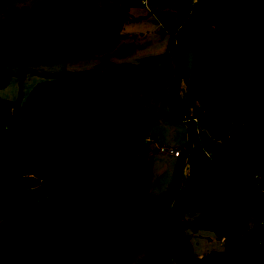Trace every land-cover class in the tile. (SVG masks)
Here are the masks:
<instances>
[{"label": "trees", "instance_id": "trees-1", "mask_svg": "<svg viewBox=\"0 0 264 264\" xmlns=\"http://www.w3.org/2000/svg\"><path fill=\"white\" fill-rule=\"evenodd\" d=\"M10 1L0 0V9ZM180 16L179 32L195 36L196 81L221 108L236 114L244 129L224 136L197 113L199 123L222 142L210 156L212 162L208 161L192 124L189 176L167 220L172 255L178 264H264L263 247L246 233L250 218L256 220L252 215L264 214V166L234 142L243 138L259 148L264 159V50L248 51L252 39H264V0H198L193 7L191 0H183ZM106 24L105 15L94 11L49 20L20 15L0 24V88L9 81L2 72L5 66L41 65L109 52L115 40ZM172 46L171 40L169 51L174 53ZM166 58L110 64L106 72L45 75V81L30 92L23 111L18 103L12 104V124L4 130L8 116L0 124L1 131L14 134L10 139L7 134L12 142L0 147V177L17 163L22 171L0 191V235L10 239L9 247L0 249V264H94L96 260L124 264L146 244L151 166L137 160L105 167L104 158L122 155L138 143L148 115L139 108L104 101L102 95L140 84ZM177 100L172 96L170 106L180 119L182 105ZM3 109L8 110V105L0 101V112ZM59 117L64 131L57 136V147L47 152L31 150L30 136L39 121ZM180 170L177 163L174 196ZM73 172L86 174L70 180ZM36 185L47 196L39 206L28 193ZM189 213L195 218L185 221ZM187 229L210 231L225 241L248 238L256 261L230 258L223 252L196 259ZM257 234L264 237V232Z\"/></svg>", "mask_w": 264, "mask_h": 264}, {"label": "rangeland", "instance_id": "rangeland-1", "mask_svg": "<svg viewBox=\"0 0 264 264\" xmlns=\"http://www.w3.org/2000/svg\"><path fill=\"white\" fill-rule=\"evenodd\" d=\"M197 1L191 0L192 7ZM74 2H77L75 6ZM182 10L183 0H13L0 9V24L20 15L35 20H49L67 19L76 13L94 11L105 15L106 28L115 40L113 48L105 55L71 57L33 66L3 67L2 72L9 75V81L5 87L0 88V101L7 103L10 118L4 130L14 119L12 104L18 103L20 110L23 111L30 92L35 85L45 81V75L99 69L104 72V66L110 64L136 65L143 59L167 56L143 76L140 84L126 85L120 89L106 91L102 95L104 101L120 104L131 110L139 108L148 115L144 121L143 136L138 143L132 145L122 155L104 158L105 167H111L119 162L144 160L152 170L148 191L147 243L124 264H153L150 260L152 249L162 253L159 257L164 264H178L172 255L167 226L174 197L175 167L179 163L181 169L176 198L184 189L189 176L192 124L196 127L195 134L204 154L211 156L216 152L217 145L222 142V138H218L199 123L197 113L204 114L224 136H233L244 129L243 123L235 119V114L221 108L196 81L193 75L195 36L192 33L179 32L181 27L178 26V20ZM171 40L174 53L169 51ZM261 49L264 50V39L259 38H254L248 47L249 53ZM101 56L104 58L103 61ZM173 81L175 86L172 92ZM172 96H176L182 105L180 119L171 109ZM4 130H0V147L3 143H11L9 139L14 135L10 132L5 133ZM63 131L62 117L54 121H39L30 136L31 150L36 152L54 150L58 145L57 136ZM7 134L9 139L6 137ZM234 142L253 162L259 161L264 166L259 148L241 137L235 138ZM168 150H178L180 152L178 159ZM205 159L212 162L211 157L205 156ZM235 168L242 172L237 162ZM21 171L22 165L17 163L12 172L0 177V191L21 177ZM85 174L73 172L69 179H80ZM36 189H39L37 185ZM252 217L264 219V214L254 213ZM194 218L195 214L189 213L183 219L192 221ZM252 220L254 218H250L249 223H253ZM186 231L195 257H207L212 252H223L230 258L256 261L248 238L231 239L220 245L210 231L194 229ZM250 237L257 246L263 247L264 252V237L260 238L258 234L257 236L251 234ZM9 242L8 236L0 235V249L9 247ZM94 264L99 262L96 260Z\"/></svg>", "mask_w": 264, "mask_h": 264}, {"label": "crops", "instance_id": "crops-1", "mask_svg": "<svg viewBox=\"0 0 264 264\" xmlns=\"http://www.w3.org/2000/svg\"><path fill=\"white\" fill-rule=\"evenodd\" d=\"M253 40V39H252ZM252 42V41H251ZM252 53H254V51L252 52ZM103 55V54H102ZM105 55V54H104ZM102 58H101V61H103V56H101ZM103 65H105V64H103ZM104 72L105 71H107V70H109L110 69V65H108V66H104ZM108 102V101H107ZM237 115L235 114V117H236ZM8 117H9V111H8ZM238 121V120H237ZM207 154V153H206ZM175 158V157H174ZM176 159H178V158H176ZM187 172V171H186ZM8 185V184H7ZM4 188V187H3ZM2 188V189H3ZM1 189V190H2ZM174 200H175V196L173 197V200H172V203H171V205L173 204V202H174ZM167 226H168V223H167ZM187 232V231H186ZM211 233H213V232H211ZM214 234V236L218 239V243L221 245V244H224V243H226V241L223 239V238H221V237H219L217 234H215V233H213ZM188 235V234H187ZM9 238V237H8ZM7 241V240H6ZM9 241H10V239H9ZM212 241V240H211ZM250 241V240H249ZM10 243V242H9ZM147 243V242H146ZM217 243V244H218ZM218 244V245H219ZM250 245H251V243H250ZM6 246V245H5ZM146 246V244L144 245V246H142V247H140L136 252H134L132 255H136L139 251H140V249L141 248H143V247H145ZM150 254H151V262H153V264H164L163 263V261L161 260V258L159 257V255L160 254H162L161 252H158V251H155V250H150ZM131 255V256H132ZM130 256V257H131ZM194 256V258H196V259H200V258H203V257H200V256H198V257H195V255H193ZM129 257V258H130ZM128 258V259H129Z\"/></svg>", "mask_w": 264, "mask_h": 264}, {"label": "built area", "instance_id": "built-area-1", "mask_svg": "<svg viewBox=\"0 0 264 264\" xmlns=\"http://www.w3.org/2000/svg\"><path fill=\"white\" fill-rule=\"evenodd\" d=\"M168 152L175 158L180 156V152L178 150H168ZM205 156L210 157L205 153ZM253 223L248 224V228L246 229L247 234L256 235L259 232H264V219H256L252 220Z\"/></svg>", "mask_w": 264, "mask_h": 264}, {"label": "water", "instance_id": "water-1", "mask_svg": "<svg viewBox=\"0 0 264 264\" xmlns=\"http://www.w3.org/2000/svg\"><path fill=\"white\" fill-rule=\"evenodd\" d=\"M191 7H192V4H191ZM7 116H8V110L3 109L0 112V124L1 125L5 124L7 120ZM28 193L36 198L38 206L41 205L43 202H45V200L47 199L46 193L43 190L32 189V190H29Z\"/></svg>", "mask_w": 264, "mask_h": 264}]
</instances>
